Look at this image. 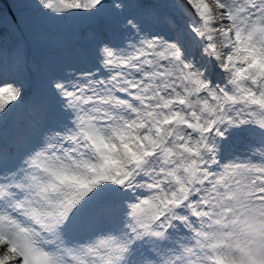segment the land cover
Segmentation results:
<instances>
[{"label":"snow or ice","instance_id":"snow-or-ice-1","mask_svg":"<svg viewBox=\"0 0 264 264\" xmlns=\"http://www.w3.org/2000/svg\"><path fill=\"white\" fill-rule=\"evenodd\" d=\"M0 25V264H264V0Z\"/></svg>","mask_w":264,"mask_h":264},{"label":"rangeland","instance_id":"rangeland-1","mask_svg":"<svg viewBox=\"0 0 264 264\" xmlns=\"http://www.w3.org/2000/svg\"><path fill=\"white\" fill-rule=\"evenodd\" d=\"M5 2H9V0H5ZM2 30H3V26L0 25V31H2Z\"/></svg>","mask_w":264,"mask_h":264}]
</instances>
